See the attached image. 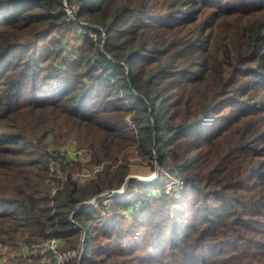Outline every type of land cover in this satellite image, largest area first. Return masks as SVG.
Returning a JSON list of instances; mask_svg holds the SVG:
<instances>
[{
	"label": "trees",
	"instance_id": "1",
	"mask_svg": "<svg viewBox=\"0 0 264 264\" xmlns=\"http://www.w3.org/2000/svg\"><path fill=\"white\" fill-rule=\"evenodd\" d=\"M123 1L69 0L96 40L85 34L75 61L47 64L60 53L56 40L41 48L42 37L75 23L62 0H0V79L16 73L0 97V251L24 247L0 264H55L53 239L61 253L81 252V262L66 264H106L144 246L135 232L149 229L154 240L166 225L164 255L147 262L136 251L135 264L167 255L175 264H264V14L245 19L263 11L264 0ZM229 15L239 16L234 24ZM128 16L141 19L118 27ZM92 25L104 29V43ZM40 63L47 67L33 78L28 72ZM27 78L40 85L24 98ZM43 83L51 92L32 93ZM69 141L93 152L88 164L109 162L96 180H72L83 164L66 153L50 170L49 149ZM136 144L144 157L156 148L159 166L182 177V199L164 189L154 198L152 188L165 185L158 178H132L122 196L104 197L130 176L119 156Z\"/></svg>",
	"mask_w": 264,
	"mask_h": 264
},
{
	"label": "rangeland",
	"instance_id": "2",
	"mask_svg": "<svg viewBox=\"0 0 264 264\" xmlns=\"http://www.w3.org/2000/svg\"><path fill=\"white\" fill-rule=\"evenodd\" d=\"M128 0H124L122 2V4L120 3L121 7L124 5V3H127ZM223 2H227L226 4L231 5H235L236 3H241L243 2V0H241L240 2H236L234 0H228V1H224ZM130 3H134L133 1H130ZM62 5H63V11L66 14V19L69 21V23L71 24V22H75L73 24V26L71 28H69V30L66 29H58L55 32L45 35L42 38L43 39V43L40 44L41 48L46 47L47 45V41L48 40H56L57 42L54 45V49L55 51H59V57H55L54 59H50L47 64L50 63H59L62 62L63 60H67L69 62H73L75 61V59L78 56V53L76 52L75 48L78 45V47H83L85 48L86 45L84 43H82V36L87 34L91 37L94 38V40H96V34L94 33L93 30H90L88 28L85 27H89L91 25H89V23L84 22V21H77L76 19V15L79 11V5L77 3L71 4L69 3V0H66V4L64 2V0H62ZM151 9L155 11V13H160L159 15L163 14V11L166 9L162 6V3L156 4V3H151ZM228 6V5H225ZM210 9V8H209ZM210 11H214V9H210L207 10V14L210 13ZM264 14V10L263 11H259V12H254L252 16H245V19L248 18H253V17H259L260 15ZM239 16L237 15H229V19L232 22V24H234L236 22V19H238ZM141 19L140 16H128V18L124 21L121 22L120 24H118V27H122L125 29H129L128 27H132V25H135L139 22V20ZM92 28H96L101 30L102 32V36H103V42H105V33H104V29L100 28V27H96L94 25H92ZM36 30V28H35ZM34 30V31H35ZM18 35V34H17ZM30 37V35H28L26 38ZM137 36H133L132 38H135ZM60 39V40H59ZM42 41V39H41ZM135 44H137V42H135ZM101 48L103 50V46L101 45ZM20 53V51H15L12 54H10V56H14L15 54ZM16 57V56H15ZM249 65L252 67H258V63L255 62H249ZM47 66L43 65L40 63V68L38 69V71H36L35 69H33L32 66V71H29L28 73H32L35 71V73L32 74L33 78H38L40 75H42L45 71ZM19 68H22V66H20ZM256 71H259L257 68ZM256 73L251 74L248 78L254 79L256 78ZM3 78V77H2ZM0 79V97L1 94L4 91H8L11 87V85L13 84V82L15 81L16 78V73L15 72H10L8 73L3 79ZM29 78V77H28ZM26 79V86L24 88L21 89V92L24 94V98H28L26 94H28L31 91V87L34 85L35 82L39 81H33V79ZM52 82V80H50ZM258 81H264V77H260L258 78ZM50 82V83H51ZM65 84H69V82H64ZM62 85V83H59ZM37 85H40V82H37ZM39 89H46L47 92H51L52 87L49 86L46 83L41 84V87L35 89L32 93L38 91ZM24 109V108H23ZM22 109V110H23ZM230 108H224L221 112V115L226 114V112L229 110ZM230 113V112H229ZM20 122H23L25 120V118H19L17 119ZM127 125L130 126L132 125L131 120H127ZM206 132H210L211 131V125L210 123H208L205 127ZM62 149V150H61ZM59 148V147H53L50 148V153H53L52 155V161L51 163L54 165V167H57L58 169L61 168V163L60 161H58L56 158H59L60 155L59 154H65L67 158L69 159H79L78 161L82 162L83 164V168L82 169H91L92 167H94V165L92 164H88L87 162H89L92 157H93V152L89 151L87 149H78L76 147V145L74 144V142H68L65 146H63V148ZM157 150L154 149L153 154H151L149 157H144L143 155L140 154L139 149H138V144L131 146L127 149H125L123 151V153L119 156V162L120 163H127L128 167H129V172H130V176L137 179L139 181H143V183L145 184H149L152 183L154 181H156V179L158 178L160 181H164L165 185H163L162 187H155L152 188V190L155 191V195L154 198H159L161 197L162 194V189H164L165 193L170 196L173 197L176 200L178 198V200L182 199L183 196L185 195V185L182 183L183 179L181 176L177 175V174H172L170 173L169 170L167 169H163L161 168V166H159L158 163V156H157ZM40 152H37V155ZM87 157V158H86ZM109 164V162H104L103 165V169L102 171L94 178L92 179L93 181L96 180L99 175L104 171L105 167ZM73 172H76L77 170H72ZM130 179V180H131ZM129 180V181H130ZM128 182L127 184L124 185L116 190H107L104 192L105 196L110 195L111 199L114 196H122L125 193V189L127 188ZM115 191H122L120 194H116V195H112V192ZM191 191V189H187V194H189ZM109 192H111V194H109ZM126 195V194H125ZM134 203L137 202V199H133ZM136 200V201H135ZM168 202H171L168 201ZM189 202H195L194 199H191ZM123 212V211H122ZM121 212V213H122ZM125 217H127V219L129 221L133 220L132 218V213H126ZM190 216H188L187 218H189ZM132 218V219H131ZM185 218L184 221H188V219ZM193 218L191 219L190 223L192 222ZM122 221V220H121ZM122 223V222H121ZM156 226H153V228ZM147 229V228H146ZM158 229V227H157ZM183 230V229H182ZM181 230V231H182ZM140 232H135V235H137V237H141V238H145V239H140L139 241H144L143 245L144 246H139L136 248V250L134 251L133 249L128 252V253H120L119 255H115L112 258H110L109 260H107L106 264H135L134 263V255L135 252L137 251V256L135 257V259L137 258H141L147 262H152L154 259L153 257H155L158 254H163L165 253V249H161L159 248L161 245L163 247H165L167 245V239L165 237V233H167V236H169L172 232H170V227L168 225L165 226L164 228V233L161 234L159 237L154 238V240H152L153 236L150 233V230L147 229L145 231L144 234H139ZM245 236V235H244ZM157 242L156 246H153V242ZM135 241L134 239H132L130 241V243L126 244V248L129 249L131 247L132 244H134ZM120 245V247L122 246L120 243L115 245L116 247H118ZM136 245V243H135ZM13 248L9 247L6 243V245L3 246L2 250L0 251V263H4L8 257L10 255H21L24 252V247H21L19 249H17L15 252H12ZM176 249V248H175ZM175 249H169V252H173ZM168 251V250H167ZM38 250H35L33 253H37ZM66 253V257L68 256L69 259H77L78 262H81V258H82V254L81 252L79 254H76L73 251L70 252H65ZM29 255V254H26ZM164 255V254H163ZM176 259V258H175ZM175 259H170V256L167 255L166 257H162L161 261L158 264H175ZM180 263V260H178L177 264ZM189 264L192 263L191 260L188 261ZM157 264V263H156Z\"/></svg>",
	"mask_w": 264,
	"mask_h": 264
},
{
	"label": "built area",
	"instance_id": "3",
	"mask_svg": "<svg viewBox=\"0 0 264 264\" xmlns=\"http://www.w3.org/2000/svg\"><path fill=\"white\" fill-rule=\"evenodd\" d=\"M65 4H66V0H64ZM87 158V157H86ZM103 169V165H94V167H92L91 169H82L80 171H76V172H72L70 174V178L72 180H77L79 182H86L89 180L94 179ZM50 170L54 171L55 167L54 165L51 163L50 164ZM66 179V177L64 178V180ZM183 183V181H182ZM122 191H113L112 195H116V194H120ZM109 194H111V192H109ZM105 195V194H103ZM110 196V195H109ZM48 248L49 250L54 254V263L55 264H66L68 261H70L71 259H69V257H66V253H61L58 250V243L56 240H51L48 244Z\"/></svg>",
	"mask_w": 264,
	"mask_h": 264
},
{
	"label": "water",
	"instance_id": "4",
	"mask_svg": "<svg viewBox=\"0 0 264 264\" xmlns=\"http://www.w3.org/2000/svg\"><path fill=\"white\" fill-rule=\"evenodd\" d=\"M155 149H156V148H155ZM130 179H131V177H130V178L128 177V178L126 179L125 185L127 184V182H129Z\"/></svg>",
	"mask_w": 264,
	"mask_h": 264
}]
</instances>
